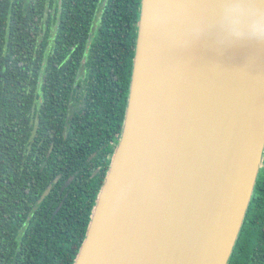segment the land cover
<instances>
[{
	"label": "water",
	"instance_id": "obj_1",
	"mask_svg": "<svg viewBox=\"0 0 264 264\" xmlns=\"http://www.w3.org/2000/svg\"><path fill=\"white\" fill-rule=\"evenodd\" d=\"M263 167L264 0H142L122 134L74 264H230Z\"/></svg>",
	"mask_w": 264,
	"mask_h": 264
},
{
	"label": "trees",
	"instance_id": "obj_2",
	"mask_svg": "<svg viewBox=\"0 0 264 264\" xmlns=\"http://www.w3.org/2000/svg\"><path fill=\"white\" fill-rule=\"evenodd\" d=\"M141 1L0 0V264L75 263L122 134ZM230 264H264V167Z\"/></svg>",
	"mask_w": 264,
	"mask_h": 264
}]
</instances>
